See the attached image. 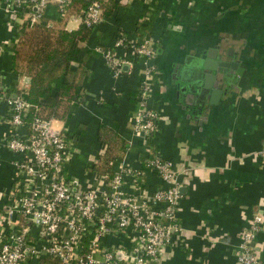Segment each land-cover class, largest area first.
Returning a JSON list of instances; mask_svg holds the SVG:
<instances>
[{
	"label": "crops",
	"instance_id": "1",
	"mask_svg": "<svg viewBox=\"0 0 264 264\" xmlns=\"http://www.w3.org/2000/svg\"><path fill=\"white\" fill-rule=\"evenodd\" d=\"M115 1L124 6L103 14L80 54L94 46L110 47L116 29L156 40L157 84L150 105L159 110L157 132L147 138L131 130L141 64L135 62L130 72L123 67L113 77L100 54L88 55L83 101L69 108L67 129L74 123L85 129L72 143L65 165L68 177L80 190L93 185L96 179L89 166L100 152L95 129L98 124H115L129 147L120 159L111 161L112 173L137 168L153 147L160 159L171 163L182 184L177 213L181 243L167 247L158 264H239L240 239L253 217L260 224L250 246L258 264H264V0H150L159 16L149 13L145 0ZM44 20L57 24L53 6L44 9ZM62 24L75 30L80 23L69 15ZM12 34L0 10V80L5 84L11 79L7 43ZM215 56L234 61L238 73H232L226 90L207 95L196 110L175 94V72L185 61L208 62ZM15 79L18 87L25 86L24 78ZM3 113L0 103V209L11 185L15 157L3 145ZM143 181L147 187L157 183L150 174H144ZM121 241L128 247L127 237ZM114 242L105 241L107 246Z\"/></svg>",
	"mask_w": 264,
	"mask_h": 264
},
{
	"label": "built area",
	"instance_id": "2",
	"mask_svg": "<svg viewBox=\"0 0 264 264\" xmlns=\"http://www.w3.org/2000/svg\"><path fill=\"white\" fill-rule=\"evenodd\" d=\"M69 2L0 0V10L14 31L15 24L22 21L49 25L44 9L53 6L62 18ZM145 2L149 13L159 16L156 5ZM102 16L98 1L89 0L76 19L93 28ZM94 51L102 56L103 65L113 77L119 76L123 67L130 72L135 62L141 64L131 130L147 138L154 135L159 110L150 105V100L157 84L156 40L148 34L127 35L119 30L110 47H94ZM8 88L0 80V103L4 105L1 121L6 126L3 145L15 156L11 162L13 178L0 209V264H29L42 258H53L61 264H158L167 247L181 243L177 213L182 184L169 161L156 153L148 159V151L140 162L145 163L146 170H140L139 163L137 168L113 173L110 178L95 177L93 185L80 190L72 178L65 181L61 175L72 148L67 127H57L59 121L55 119L34 117L26 132L23 115L29 105L8 96ZM144 174L152 175L156 185L147 187L144 181L141 185L136 177L144 178ZM259 224V218L253 217L242 235L237 251L239 264H258L250 245ZM123 237H127L128 247L123 245ZM106 239L116 242L107 246Z\"/></svg>",
	"mask_w": 264,
	"mask_h": 264
},
{
	"label": "trees",
	"instance_id": "3",
	"mask_svg": "<svg viewBox=\"0 0 264 264\" xmlns=\"http://www.w3.org/2000/svg\"><path fill=\"white\" fill-rule=\"evenodd\" d=\"M97 1L102 14L105 15H110L113 10L124 6V3H118L115 0ZM88 4L89 0H70L65 7L64 16L58 18L57 24L30 25L25 21L15 24V30L7 43L10 52L8 69L11 74L7 94L21 98L29 105L27 112L23 115L26 132L30 131V124L34 117L44 120L55 119L63 127H67L70 124V106L78 105L83 101L82 81L87 76L85 59L88 55L99 53L93 50L85 51L81 55L80 51L82 44L96 26L88 28L81 23L75 30H67L62 23L69 15L74 17L82 15ZM117 31L119 29L115 30L112 41ZM71 63L76 64L75 68L70 66ZM16 77L25 78L26 87H18ZM84 129L82 124L74 123L68 133L69 140L74 142L84 133ZM95 137L102 153L89 166V171L96 178L102 175L110 178L113 175L110 171L111 161L120 159L129 144L118 135L115 124L109 126L98 124ZM154 154L155 149L150 147L148 159ZM140 170H146L144 162L140 163ZM61 175L65 181L68 180L65 170L61 172ZM136 179L141 185L143 184V176L137 175ZM36 264L61 263L53 258H42L37 260Z\"/></svg>",
	"mask_w": 264,
	"mask_h": 264
},
{
	"label": "water",
	"instance_id": "4",
	"mask_svg": "<svg viewBox=\"0 0 264 264\" xmlns=\"http://www.w3.org/2000/svg\"><path fill=\"white\" fill-rule=\"evenodd\" d=\"M233 72L238 73L237 64L232 60H224L218 56L208 62L203 58L185 61L177 68L174 75L175 94L187 105L198 110L207 95L226 90V87L232 84L230 76Z\"/></svg>",
	"mask_w": 264,
	"mask_h": 264
},
{
	"label": "rangeland",
	"instance_id": "5",
	"mask_svg": "<svg viewBox=\"0 0 264 264\" xmlns=\"http://www.w3.org/2000/svg\"><path fill=\"white\" fill-rule=\"evenodd\" d=\"M73 143V142H72Z\"/></svg>",
	"mask_w": 264,
	"mask_h": 264
}]
</instances>
